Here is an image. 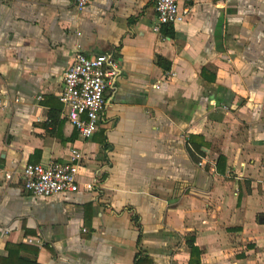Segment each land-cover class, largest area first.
<instances>
[{
	"label": "crops",
	"instance_id": "obj_1",
	"mask_svg": "<svg viewBox=\"0 0 264 264\" xmlns=\"http://www.w3.org/2000/svg\"><path fill=\"white\" fill-rule=\"evenodd\" d=\"M154 4L0 0V264H264V0H178L159 33ZM77 53L117 64L87 141L58 99ZM72 148L92 191L23 189Z\"/></svg>",
	"mask_w": 264,
	"mask_h": 264
},
{
	"label": "built area",
	"instance_id": "obj_2",
	"mask_svg": "<svg viewBox=\"0 0 264 264\" xmlns=\"http://www.w3.org/2000/svg\"><path fill=\"white\" fill-rule=\"evenodd\" d=\"M73 2L78 11H83L89 0ZM214 6H219V2ZM154 10L156 22L152 31L155 33H159L164 26L177 28L188 15V10L180 9L178 0H155ZM116 72L117 64L107 54L86 57L77 53L70 67L63 73V86L58 99L66 109V117L80 141H87L95 132L98 115L104 105L105 89ZM155 88L158 89L159 86L156 85ZM81 162V152L72 148L65 163L48 161L45 164H27L21 172L23 189L37 197L75 193L81 187L87 192L92 191L96 186L94 181L80 186L77 180ZM5 178L10 180L11 175L6 174ZM25 243L43 246V242L37 237H28Z\"/></svg>",
	"mask_w": 264,
	"mask_h": 264
},
{
	"label": "trees",
	"instance_id": "obj_3",
	"mask_svg": "<svg viewBox=\"0 0 264 264\" xmlns=\"http://www.w3.org/2000/svg\"><path fill=\"white\" fill-rule=\"evenodd\" d=\"M164 27H166V26H164ZM159 59H160V58H159ZM160 60H161V59H160ZM165 65H166V64H165ZM164 69H165V70L168 69L167 65L164 67ZM17 248H21V245H18Z\"/></svg>",
	"mask_w": 264,
	"mask_h": 264
}]
</instances>
